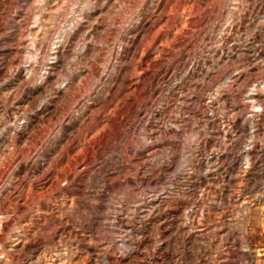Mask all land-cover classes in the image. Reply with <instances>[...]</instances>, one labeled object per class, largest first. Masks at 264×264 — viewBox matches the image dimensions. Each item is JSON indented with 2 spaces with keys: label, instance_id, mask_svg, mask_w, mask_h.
Returning a JSON list of instances; mask_svg holds the SVG:
<instances>
[{
  "label": "rangeland",
  "instance_id": "obj_1",
  "mask_svg": "<svg viewBox=\"0 0 264 264\" xmlns=\"http://www.w3.org/2000/svg\"><path fill=\"white\" fill-rule=\"evenodd\" d=\"M0 264H264V0H0Z\"/></svg>",
  "mask_w": 264,
  "mask_h": 264
}]
</instances>
